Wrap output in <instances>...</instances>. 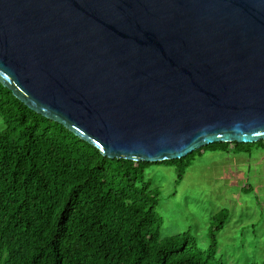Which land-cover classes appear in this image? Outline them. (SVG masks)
<instances>
[{
    "label": "water",
    "instance_id": "95a60500",
    "mask_svg": "<svg viewBox=\"0 0 264 264\" xmlns=\"http://www.w3.org/2000/svg\"><path fill=\"white\" fill-rule=\"evenodd\" d=\"M0 83L110 158L264 139V0H0Z\"/></svg>",
    "mask_w": 264,
    "mask_h": 264
},
{
    "label": "trees",
    "instance_id": "16d2710c",
    "mask_svg": "<svg viewBox=\"0 0 264 264\" xmlns=\"http://www.w3.org/2000/svg\"><path fill=\"white\" fill-rule=\"evenodd\" d=\"M0 117V264H226L216 232L229 209L212 215L205 249L189 231L163 237L159 191L144 170L172 165L179 181L206 150L251 152L264 139L213 142L158 162L110 158L1 83Z\"/></svg>",
    "mask_w": 264,
    "mask_h": 264
},
{
    "label": "rangeland",
    "instance_id": "374dc122",
    "mask_svg": "<svg viewBox=\"0 0 264 264\" xmlns=\"http://www.w3.org/2000/svg\"><path fill=\"white\" fill-rule=\"evenodd\" d=\"M262 146L251 152H234L233 145L227 152L206 150L195 156L179 181L172 165L147 166L144 177L159 191L156 210L163 219L162 236L189 231L205 249L212 215L228 208L229 217L216 232L218 254L226 264H259L264 259Z\"/></svg>",
    "mask_w": 264,
    "mask_h": 264
}]
</instances>
